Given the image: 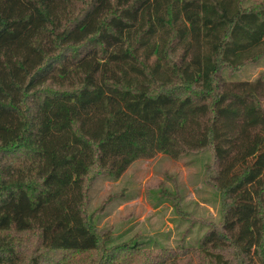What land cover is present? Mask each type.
Masks as SVG:
<instances>
[{"label": "trees", "instance_id": "trees-1", "mask_svg": "<svg viewBox=\"0 0 264 264\" xmlns=\"http://www.w3.org/2000/svg\"><path fill=\"white\" fill-rule=\"evenodd\" d=\"M247 1L0 0V264H136L88 184L207 151L221 224L138 264H264V81L226 76L264 57Z\"/></svg>", "mask_w": 264, "mask_h": 264}, {"label": "rangeland", "instance_id": "rangeland-1", "mask_svg": "<svg viewBox=\"0 0 264 264\" xmlns=\"http://www.w3.org/2000/svg\"><path fill=\"white\" fill-rule=\"evenodd\" d=\"M246 4L258 9L264 0ZM229 71L226 76L233 81H264V57ZM215 163L211 151L136 160L118 179L99 176L88 184L87 215L99 231L110 234L108 247L132 244L147 250L133 263L183 248L194 251L209 228L222 222V197L212 180ZM98 259L93 253L71 257L74 264Z\"/></svg>", "mask_w": 264, "mask_h": 264}]
</instances>
